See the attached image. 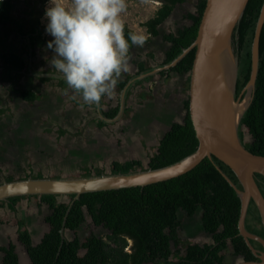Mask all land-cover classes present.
<instances>
[{
  "label": "trees",
  "instance_id": "obj_1",
  "mask_svg": "<svg viewBox=\"0 0 264 264\" xmlns=\"http://www.w3.org/2000/svg\"><path fill=\"white\" fill-rule=\"evenodd\" d=\"M186 1L161 0L153 15L141 25L146 27L149 34L158 35L159 25L171 14L177 4ZM263 2L264 0L248 1L233 33V45L239 60L236 96L250 78L251 44ZM205 5L206 0H197L195 11L186 14L192 23L180 28L176 33L163 35L164 40L170 42V46L162 65L173 60L183 48L195 40ZM13 9V0H0L1 25L7 27L14 21ZM30 15L27 30L24 29L23 23H17L16 28L0 36V43L10 33H19L29 38L31 47L42 46L46 40V26L40 17L32 13ZM124 24L126 37L129 32L136 33L128 24ZM259 49V69L254 97L240 125H245L250 134V141L244 142L246 147L253 153L264 155V27L261 31ZM194 56L195 48L175 66L160 73L167 71L189 73ZM0 57L9 69L25 67L22 53L2 51ZM147 69L141 65L138 72ZM125 82V80L120 82V85L123 86ZM20 94L28 100L37 97L32 90L20 89ZM188 106L189 98H186L183 120L174 121L159 139L157 149L149 156L148 167L168 165L196 150L198 138ZM118 111L119 105L104 111V115L112 118ZM100 123L104 122L100 120ZM239 134L242 139V132ZM217 165L239 188H242L234 171L213 156L205 157L194 168L179 176L145 186L84 192L72 204L74 194L34 195L39 198V205L45 204L49 208V213L45 217L49 229L41 240L34 244L28 229L22 228L25 224L24 219H19L18 234L26 246L29 262L21 263L15 243L9 241L7 245L0 246V251L3 253L2 264H235L225 260L226 250L230 245L235 255L241 254L245 260L257 259L239 233L240 197ZM143 168L140 158H132L124 162L114 160L111 172H129ZM84 174L86 176L92 173L85 170ZM28 176L26 174L20 178ZM255 177L264 195V176L257 173ZM6 179L13 180L15 177L9 174ZM31 196H12L9 200H0V206L7 205L11 210L16 211L17 204ZM182 211L189 217L201 212L203 228L212 235L213 242L200 244L182 240L180 235L182 221L179 217ZM86 212L91 216L94 224L104 225L108 230L107 234L99 236L92 231L83 239L77 235L68 238L65 232L63 234L62 229L76 231L86 220ZM249 216L253 220L254 231L264 236V227L253 200L248 208L247 217ZM130 240L132 243L128 250L126 247ZM183 242L184 246H182Z\"/></svg>",
  "mask_w": 264,
  "mask_h": 264
},
{
  "label": "water",
  "instance_id": "obj_2",
  "mask_svg": "<svg viewBox=\"0 0 264 264\" xmlns=\"http://www.w3.org/2000/svg\"><path fill=\"white\" fill-rule=\"evenodd\" d=\"M249 0H206L195 40L168 63L152 71L167 70L175 66L191 49L195 56L189 71L188 98L191 121L198 138L195 151L168 165L146 167L129 172H102L100 174L32 177L0 182V200L12 196L42 194H74L71 204L84 192L145 186L150 183L179 176L199 164L205 157L216 156L236 174L242 188L217 165V168L235 188L241 200L238 222L239 233L257 259H241L235 264H264V237L246 228L248 208L253 200L264 227V195L255 175L264 176V155L250 151L241 139L240 122L252 102L259 69L260 36L264 27V2L256 22L251 44L250 78L236 96L239 70L238 54L233 45V33L239 24ZM150 71V72H152ZM149 72H147L148 74ZM124 91L116 116L105 117L108 121L120 118L124 110ZM70 204V205H71ZM64 234V229H62ZM259 241V250L251 242Z\"/></svg>",
  "mask_w": 264,
  "mask_h": 264
},
{
  "label": "rangeland",
  "instance_id": "obj_3",
  "mask_svg": "<svg viewBox=\"0 0 264 264\" xmlns=\"http://www.w3.org/2000/svg\"><path fill=\"white\" fill-rule=\"evenodd\" d=\"M13 1L15 4V20L6 28H16L17 20L18 24L24 23V29H27L29 27L28 19L30 14L28 11H30V9L33 15L40 17L43 24H45V26L47 25L45 10L49 6V0ZM195 2L196 0H187V3L182 5L180 11L194 9L193 7L195 6ZM64 3L68 5L70 4V0H64ZM160 3L161 0H126V9L121 14L122 19L124 23L128 24L130 27H134L138 30H144V27L141 24L153 15L155 9ZM4 30L3 26H0V31ZM21 38L22 37L17 36L12 37V41H10L11 46L14 48L16 45V49H21V45H24V40ZM51 40H53V37L50 35L49 41ZM47 44L45 46L47 51L44 48L41 53L40 60L37 59L41 62L42 66L46 68L47 65L51 64L50 61L54 56V51L49 49ZM2 45L3 44L0 45V51L11 49L8 45ZM1 46L3 48H1ZM8 68L9 67L5 65L2 66L0 64V107H8L9 104H11V108L9 106L10 110H7L4 113H2L3 110H0V182H2L4 179L3 177L8 174H12L15 178L24 176L25 174L29 176L45 175L47 177L53 175H60L64 177L80 176L82 174L85 175L82 169L83 166H90L91 169L87 170H89L92 174L110 172L113 160H124V158L130 156V154H136L137 152L140 153V145H138L140 148L139 151L132 147L127 148L124 145V136L131 137L132 135L128 122L125 123L130 119V117L131 119L133 118L130 113L126 112L122 119H120L121 117L119 118L120 120L119 123H117L118 125H113L111 128L107 129L108 132L112 133L111 135L101 134L103 138H107V141L113 139L107 143L106 150H102L101 146L104 144L99 143V138L101 136L94 138V136H90V134L86 132V134H82L81 137L78 135H75L76 137H74L72 133H68V128L59 127L61 124H64V126H71L72 120L69 118L71 116L66 115L65 117L62 114L58 115L59 113L57 114L50 107L45 109V106L43 105L48 100L45 93L40 99L41 101H45L42 106H36L34 104L29 105L28 107H21L20 104L17 106L15 104L17 96L14 94L12 89L10 92L11 95L12 93L13 95L10 99H8V83H5L3 77H1V75L3 76V74L6 75L8 73ZM186 76L187 75H179L176 81L171 80L170 82H173V85L169 92L167 93L164 89L162 99L153 100L156 106L155 109H160L159 116L162 120H164L165 117L168 119V115L170 116L171 114V118L173 119H183L186 108L184 107L182 101L188 95ZM184 81L185 90L182 91L181 84ZM164 109L168 110L167 113ZM142 112L143 111L140 110V114ZM71 130L75 133L74 129ZM54 132L58 135L63 133L68 134L59 138L58 141H55L56 135ZM241 132L243 141L248 143L251 138L245 125H240L239 133ZM144 144L145 150L142 159L144 160V165H147L149 156L154 152V150H156V146L152 145L149 149H147L148 146L146 141ZM125 148L130 150L128 154L125 153ZM65 150L66 154H64ZM138 157H141V155H138ZM48 213V207L44 204L39 205V198L36 197L20 201L18 203L17 212H13L7 206L0 208V223L3 220L12 226V229L8 230L6 235L0 230V245L8 242L9 240L14 241L18 245L17 250L19 251L18 254H20L21 263H26L29 261V258L25 250V245L18 239L15 225L16 220L21 216L26 217L27 224H29L32 230L33 242L37 243L43 233L49 228V224L45 221V216ZM181 214L185 217L187 216L183 211ZM196 217H198V214ZM92 231L98 233L99 235H105L108 232L107 229L96 226L92 221L91 216L86 212V220L83 224L76 231L66 229L65 235L68 238H73L77 235L79 238L83 239ZM180 233L183 235V232L180 231ZM192 233L189 232L186 234V231H184L186 236L184 239L190 240L187 237H192L191 241H198L200 243L212 242L210 234L202 233V235H200V232H197L196 234L199 235L195 237V234ZM130 245L131 241H129V245L126 249L130 250ZM231 252V247H229L226 251V256ZM1 254L2 253L0 251V264H2ZM240 260L241 257H234L232 262L237 263Z\"/></svg>",
  "mask_w": 264,
  "mask_h": 264
},
{
  "label": "crops",
  "instance_id": "obj_4",
  "mask_svg": "<svg viewBox=\"0 0 264 264\" xmlns=\"http://www.w3.org/2000/svg\"><path fill=\"white\" fill-rule=\"evenodd\" d=\"M196 2H195V6L193 7L194 9H188L185 11L184 10L180 11V9L182 8V5L187 3V1L181 4H177L174 10L171 12V14L165 19L164 22H162L159 25L160 32L158 35L149 34L145 26H143L144 30L143 29L138 30L134 27H131L134 29V31L137 34H144L148 37V39L142 47L133 46L129 50L127 70L123 71L120 74V76L117 78V83L114 87L112 95L104 96L102 100L100 101L99 107L84 103L82 98L78 94H75L72 89L67 87L66 82L63 80L62 74L59 73L55 68H53L51 64L47 65V68L42 66L41 62L39 61L41 58L40 56L46 44L48 43L49 37H50V35L46 33V30H45L46 40L43 43V45L42 46L35 45L34 47H31L29 45L30 40L26 35H20L19 33H10L9 36L6 39H4L2 43H0V45L1 44H3L2 46L8 45L11 48L9 50H12L17 53H22L25 59V67L23 69H9L8 68V73L6 75L3 74V76L1 75L5 83H8L7 98L10 99L11 96L13 95V93L11 95V92H10V90L12 89L14 91V94H16L17 96V99L15 101V104L17 106L19 104L21 105V107H25V106L28 107L29 105H32V104L36 106H42L45 101H41L40 99L45 93V96L48 97V100L43 105L45 106V109H47V107H50L52 108V110H54V112H56L57 114L59 113L58 115L62 114L65 117L66 115L71 116L69 117L72 120L71 126H64V124H61L59 125V127L68 128L69 129L68 133L69 134L72 133L74 137H76L75 135H78L81 137V135L82 134L85 135L86 132L89 133L90 136H94V138L97 136H101V134L111 135L112 133L108 132L107 129L111 128L113 125H118L117 123H119V120L124 117L126 112L130 113L131 116H133V118L131 119L130 117V119L127 120L125 123L128 122L130 130H131L130 132L132 133V135L131 137L124 136V141H125L124 145L127 148L132 147L136 149L137 151L140 150L138 146L140 145L141 146V150L139 151L140 153L137 152L136 154H132V155L130 154L128 158H136V157L140 158L138 157V155H141V158H142V156L144 155L143 154L144 150H145L144 149L145 141L148 146L147 149H149L150 146L152 145L156 146V149H157L159 139L169 129L171 124L174 121L183 120V119L171 118L172 114L170 116L168 115L169 120L166 119L167 117H165V119L162 120L161 117L159 116L160 109H155L156 106L153 100L154 99L161 100L162 96L164 95L163 93L164 89L166 90L167 93L169 92L170 88L173 85V82L172 83L170 82L171 80L176 81L179 75H187L186 76V79H187L188 74L187 73L180 74L175 71H170V72L167 71L165 73H160L162 72V70H159L157 72L152 71V70L162 65L163 59L165 58L166 51L168 50L170 46V42L164 40L163 35L168 34V33H176L180 28L191 24L192 21L188 17H186V14L189 12L195 11ZM28 12L30 14L31 9ZM12 14L14 17V9H13ZM29 20H30V17L28 19V22ZM17 23L18 21L16 20V26H17ZM0 26L2 27L3 25L0 24ZM3 29L5 30L0 31V36L12 30V28H6V26H3ZM14 36L22 37L21 39L24 40V45H21V49H16L17 48L16 45L14 46V48L11 46L10 41H12L11 38ZM2 46L1 48H3ZM9 50H1L0 53L2 51H9ZM0 64L2 66L4 65L1 57H0ZM141 65L148 69L143 72H138ZM147 72L149 73L147 74ZM124 80L126 82L123 86H121L120 82ZM181 86H182L181 90L182 91L185 90V81L181 84ZM186 86H187V82H186ZM20 89L32 90L36 93L37 97L33 100L24 99L20 94ZM187 89H189V87ZM123 91H124L125 101H124V110L122 114L120 115L121 118L120 119L118 118L115 121H108L104 119L101 116V114L105 116L104 111L110 108H113L117 105H119V108H120V99H121V95L123 94ZM186 98H188V95ZM185 99H183L182 101L183 105H184ZM9 106L11 108V104H9ZM9 106L0 107V110L4 109L2 113L6 112L7 110H10ZM140 110L143 111L142 112L143 114L142 113L140 114ZM164 111H166L167 113L168 110L164 109ZM100 120H102L104 123H100ZM71 129H74L75 133H73L74 131H72ZM54 133L56 135L55 141H58L59 138L68 134V133H63V134L58 135L56 132ZM112 140L113 139L107 141V138H103L101 136L99 138V141H100L99 143L104 144L101 146L102 150H106L107 143ZM124 151H126L125 152L126 154L130 152V150L129 149L127 150L126 148ZM64 154H66V150L64 151ZM116 160H120V159H116ZM82 169L83 171H85L87 169H91V167L83 166ZM6 176H5V179H6ZM50 177H61V176L53 175ZM15 179H20V177L15 178ZM22 200H25V199H22ZM2 207H5V206H0V208ZM16 208H17L16 211H13V210L12 211L17 212L18 207ZM19 219H24L25 224H24V227L22 228L28 229L31 235L32 241H33L32 230L29 224H27V219L24 216L17 218L16 223H15L18 239L20 240L19 234H18L19 225L17 222ZM11 229H12L11 224L6 223V221L2 220V222L0 223V230L6 235L7 231ZM42 236L40 237L39 241L41 240ZM9 241L14 242L12 240H9ZM9 241L2 245H7ZM21 243L24 244L23 241H21ZM15 245H16V250H17L18 245L16 243ZM25 250H26V246H25ZM17 252L19 251L17 250ZM1 256L3 257V253L1 254ZM28 262L29 261H27L26 263Z\"/></svg>",
  "mask_w": 264,
  "mask_h": 264
},
{
  "label": "clouds",
  "instance_id": "obj_5",
  "mask_svg": "<svg viewBox=\"0 0 264 264\" xmlns=\"http://www.w3.org/2000/svg\"><path fill=\"white\" fill-rule=\"evenodd\" d=\"M125 9L126 0H70L68 5L49 0L45 10L46 33L53 37L47 44L54 51L50 63L88 105L99 107L104 96L112 95L127 70L130 48L148 39L133 32L126 37Z\"/></svg>",
  "mask_w": 264,
  "mask_h": 264
},
{
  "label": "flooded vegetation",
  "instance_id": "obj_6",
  "mask_svg": "<svg viewBox=\"0 0 264 264\" xmlns=\"http://www.w3.org/2000/svg\"><path fill=\"white\" fill-rule=\"evenodd\" d=\"M23 25H24V23H23ZM28 25H29V23H28ZM25 27V26H24ZM137 158V157H136ZM128 159H132V158H124V160H119V161H121V162H124L125 160H128ZM140 159H141V161H142V164H143V167L144 168H146V167H148V162H147V165H144V160L140 157ZM114 161V160H113ZM112 161V162H113ZM111 168H112V164H111ZM42 176H45V175H42ZM32 177H34V176H32ZM50 177V176H49ZM4 179H5V177H3ZM32 197H35L34 195H32L30 198H32ZM36 198H38V197H36ZM40 202V201H39ZM4 206H6V205H4ZM17 207H18V204H17ZM49 209V208H48ZM198 214V217H196V215ZM180 217V219H181V221H182V228H181V232H183V235H181V233H180V235H181V238H182V240H184V241H188V242H195V241H191V239H192V237H187V238H189L190 240H185L184 239V237H186L185 236V234H184V231H186V234H188L189 232L190 233H194L195 235V237H197L198 235L196 234L197 232H200V235H202V233H207V234H210V233H208V232H206L205 230H204V228H203V225H202V220H201V212H197L194 216H191V217H189V216H184V215H180L179 216ZM83 224V223H82ZM96 225V224H95ZM96 226H98V227H103V228H105L104 227V225H96ZM246 228L250 231V232H253V233H256L255 231H254V225H253V220L250 218V216L249 217H246ZM106 229V228H105ZM199 230V231H198ZM108 231V230H107ZM94 232V231H93ZM96 233V232H95ZM192 233V234H193ZM97 235H99L98 233H96ZM258 234V233H257ZM211 235V234H210ZM259 235H261V234H259ZM99 236H101V235H99ZM262 237H264L263 235H261ZM211 238H212V235H211ZM253 241V242H252ZM197 243H200V242H198V241H196ZM212 242H213V238H212ZM251 242L254 244V246L256 247V248H258L259 250H262L263 249V247H262V244L259 242V241H256V240H253V239H251ZM203 243H205V242H202V243H200V244H203ZM208 243H211V242H208ZM182 246H184V242L182 243ZM230 247H231V253H229L227 256L225 255V260L226 261H229V262H232V260H233V258L234 257H237V258H240L241 257V259H243V255H241V254H234V249H233V247L230 245ZM229 249V248H228ZM227 249V250H228ZM226 250V251H227ZM19 253V252H18ZM233 256V257H232ZM19 258H20V256H19ZM20 261H21V259H20Z\"/></svg>",
  "mask_w": 264,
  "mask_h": 264
}]
</instances>
